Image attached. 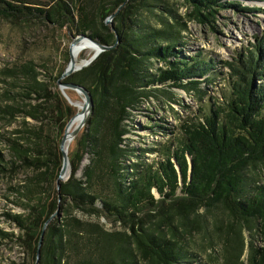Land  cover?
I'll use <instances>...</instances> for the list:
<instances>
[{"label":"trees","instance_id":"trees-1","mask_svg":"<svg viewBox=\"0 0 264 264\" xmlns=\"http://www.w3.org/2000/svg\"><path fill=\"white\" fill-rule=\"evenodd\" d=\"M49 1L48 10H32L0 0V16L12 21L40 16L102 45H118L65 80L90 91L93 109L87 131L69 153L71 177L61 183L60 192L54 190L63 166L60 145L76 115L57 87L64 71L43 76L30 63L15 70L13 90L3 94L0 123L23 122L11 133L0 132V175L31 173L13 189L24 202V212L10 219L26 232L32 264H138L136 254L147 264H184L190 255L184 234L200 224L203 209L213 217L220 210L237 225L238 234L254 224L251 231L263 247L252 242L248 262L264 264V40L246 55L221 63L230 71L228 93L221 101L212 98L216 104L209 111L202 107L203 116L184 126V139L167 151L165 160L128 165L126 122L131 111L160 92L148 89L171 83L199 93L197 78L212 82L220 64L202 54L183 56L187 23L176 4L191 9L189 19L215 28L216 14L235 3ZM117 12L112 29L106 20ZM156 62L168 69L150 74ZM86 155L90 162L79 179ZM58 211L62 217L55 216ZM79 213L125 231H108Z\"/></svg>","mask_w":264,"mask_h":264},{"label":"rangeland","instance_id":"rangeland-1","mask_svg":"<svg viewBox=\"0 0 264 264\" xmlns=\"http://www.w3.org/2000/svg\"><path fill=\"white\" fill-rule=\"evenodd\" d=\"M7 1L32 10H48L52 6L49 0ZM228 2L235 3V6L221 9L216 14V19L212 24L215 28L209 24L204 25L194 19H189L191 9L180 3L176 4L179 15L187 23V31L184 32L183 56L192 58L202 54V58L213 59L220 64L216 66L217 73L212 78V82H207L208 77L197 78L200 82L199 93L173 88L171 83L148 89L158 88L160 92H155L145 99L138 110L131 111L132 114L126 122L129 131L126 139L130 150L128 165L135 163L153 165L165 160L167 151L176 149L179 141L184 139V126L203 116L200 113L202 107L205 111H209L210 105L214 103L212 98L221 101L222 97L228 93L227 79L230 71L221 63L232 62L240 54L246 55L248 49L263 42L264 0H228ZM243 9L249 10L240 11ZM33 17L12 21L0 16V105L5 102L4 92L13 90L11 83L17 80L13 76L16 75L15 70L32 63L36 71L43 76L48 73L59 75L67 69L71 62V45L74 39L81 36L68 27L61 29L59 25L48 23L40 16ZM114 19L106 23L112 29ZM151 24L153 27L160 28V25L154 22ZM95 53L92 46L90 49L89 47L84 48L79 54L78 64L86 65L83 69L89 67L91 64L88 62ZM159 69L167 70L168 67L165 63L156 62L150 69V74L155 75ZM43 76L41 77L44 78ZM57 87L59 89L58 83ZM66 91L70 93L69 97L73 103H84L82 95L72 90ZM74 108L76 114L82 109L81 107ZM88 121L76 138L81 137L87 131ZM22 122V119L18 118L11 126L0 123V132L11 133L20 129ZM76 138L70 142L68 155L75 149ZM89 162V155H86L77 173L79 179L83 178L85 167ZM71 172L72 168L69 177L62 182L70 179ZM30 175L28 171L9 176L0 175V264L34 263L31 259L32 255L29 256L26 232L10 219L11 215L24 212V202L14 193L13 189L22 185ZM54 190L59 192L57 184ZM154 194L159 198L156 191ZM201 215L203 217L200 224L194 225L189 232L184 234L185 246L190 252L184 264H249L248 246L253 242L256 246L263 247L255 230L251 231L254 224L251 225V230L242 228L238 234L237 225L230 224L220 210L216 213L218 215L216 217L210 215L205 209L201 210ZM55 216L60 217V212H56ZM77 216L92 222H99L108 231H125L122 227L113 226L105 219L91 218L80 213ZM136 255L138 264H147L140 255Z\"/></svg>","mask_w":264,"mask_h":264},{"label":"water","instance_id":"water-1","mask_svg":"<svg viewBox=\"0 0 264 264\" xmlns=\"http://www.w3.org/2000/svg\"><path fill=\"white\" fill-rule=\"evenodd\" d=\"M120 10H121V8L119 9V11ZM118 12L116 14L110 16L107 19L106 23H110V21L116 17ZM84 41H86L87 43L91 44V46L94 48V50L96 52L94 57L88 62V64H92V62H94L99 57V55L101 53L107 52V51L115 48L118 45V43H116L114 46H111V47L105 46V45H102V44L94 41L91 37H87L86 35H81L80 37L75 38L73 43H72V45H71V47H72L71 62L69 64V66L67 67V69L64 71L62 77L59 79L58 86H59V89H60L62 95L65 97V99L68 101V103L71 106L78 107V105L73 103V101L70 99V97L68 96L66 90H72V91H75L76 93H78L79 95H82L83 98H84V103H83L84 105L82 107V110L79 113H77L68 122V124L66 126V129H65V132H64V136H63L62 141H61L60 149H61V152H62V155H63V166H62V170L60 172V175H59L58 181H57L59 192H60V189H61V182L63 180H65L67 177H69L70 170H71L70 161H69V155H68L69 146H67V142L68 141L72 142L76 138L78 133L81 131V129L85 126L86 122L88 121V118L90 117V115L92 113V109H93L92 95H91L90 91L87 88H85L82 85L63 82V80H66L68 77L72 76L73 74L81 71V69L86 67V65L77 66L76 61L73 59V56H72L74 48H77V46H79ZM78 117H83V119L75 127V129L72 132H70V129L72 127L73 122ZM68 170H69V174H68ZM41 245H42V239H41L40 245H39L38 260H39Z\"/></svg>","mask_w":264,"mask_h":264},{"label":"bare ground","instance_id":"bare-ground-1","mask_svg":"<svg viewBox=\"0 0 264 264\" xmlns=\"http://www.w3.org/2000/svg\"><path fill=\"white\" fill-rule=\"evenodd\" d=\"M90 46H91V44H89V43H87L86 41H84V42H82L80 45H79V47L77 46V48H74V51H73V53H72V56H73V59L76 61V64H77V66H80L79 64H78V60H79V54H80V52L84 49V48H86V47H89V49H90ZM83 47V48H82ZM78 105V109L81 107H83V103H80V104H77ZM82 110V109H81ZM83 119V117H78L74 122H73V124H72V127H71V129H70V132H72V130H73V128L74 127H76L80 122H81V120ZM70 145V141H68L67 142V146H69ZM68 174H69V170H68Z\"/></svg>","mask_w":264,"mask_h":264}]
</instances>
